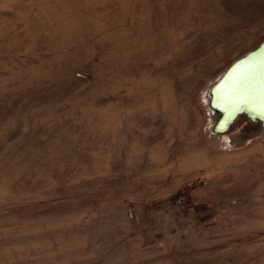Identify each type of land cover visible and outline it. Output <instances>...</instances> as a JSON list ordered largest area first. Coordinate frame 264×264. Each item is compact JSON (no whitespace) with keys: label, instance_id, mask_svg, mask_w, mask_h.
Masks as SVG:
<instances>
[{"label":"rangeland","instance_id":"374dc122","mask_svg":"<svg viewBox=\"0 0 264 264\" xmlns=\"http://www.w3.org/2000/svg\"><path fill=\"white\" fill-rule=\"evenodd\" d=\"M264 0H0V264H264V125L208 89Z\"/></svg>","mask_w":264,"mask_h":264},{"label":"water","instance_id":"95a60500","mask_svg":"<svg viewBox=\"0 0 264 264\" xmlns=\"http://www.w3.org/2000/svg\"><path fill=\"white\" fill-rule=\"evenodd\" d=\"M208 108L216 115L213 133H222L236 114L264 125V39L234 59L210 85Z\"/></svg>","mask_w":264,"mask_h":264},{"label":"bare ground","instance_id":"6f19581e","mask_svg":"<svg viewBox=\"0 0 264 264\" xmlns=\"http://www.w3.org/2000/svg\"><path fill=\"white\" fill-rule=\"evenodd\" d=\"M256 121V120H255Z\"/></svg>","mask_w":264,"mask_h":264}]
</instances>
